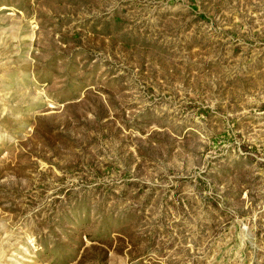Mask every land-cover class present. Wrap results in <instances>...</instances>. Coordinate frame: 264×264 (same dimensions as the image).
<instances>
[{"label": "rangeland", "instance_id": "rangeland-1", "mask_svg": "<svg viewBox=\"0 0 264 264\" xmlns=\"http://www.w3.org/2000/svg\"><path fill=\"white\" fill-rule=\"evenodd\" d=\"M0 264H264V0H0Z\"/></svg>", "mask_w": 264, "mask_h": 264}]
</instances>
